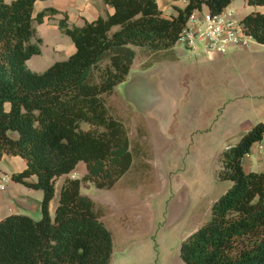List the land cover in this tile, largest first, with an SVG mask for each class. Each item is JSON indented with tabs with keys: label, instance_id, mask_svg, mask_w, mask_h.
Wrapping results in <instances>:
<instances>
[{
	"label": "trees",
	"instance_id": "1",
	"mask_svg": "<svg viewBox=\"0 0 264 264\" xmlns=\"http://www.w3.org/2000/svg\"><path fill=\"white\" fill-rule=\"evenodd\" d=\"M35 1L0 0V159L23 157L25 166L10 178L42 191L40 217L15 212L0 218V264H108L111 231L94 199L79 190L81 181L110 188L133 165L127 128L106 98L127 79L136 47L146 65L175 58L189 14L203 4L217 13L231 0H185L172 5L170 15L157 0H103L113 11L80 25L53 6L34 16ZM58 12L57 25L75 50L34 71L26 60L41 51L35 22ZM240 22L264 43L263 11L250 9ZM263 136L264 120L219 152L216 175L231 184L213 200L209 218L181 240L182 264H264V170L242 165ZM79 161L85 172L63 179L51 214L56 179Z\"/></svg>",
	"mask_w": 264,
	"mask_h": 264
},
{
	"label": "rangeland",
	"instance_id": "2",
	"mask_svg": "<svg viewBox=\"0 0 264 264\" xmlns=\"http://www.w3.org/2000/svg\"><path fill=\"white\" fill-rule=\"evenodd\" d=\"M66 7L75 12L76 5ZM234 17L240 19L235 10ZM56 23L49 22L59 31ZM55 38L40 39L42 52L27 65L43 70L57 60ZM175 54L150 65L136 55L129 77L106 98L110 113L127 128L133 165L114 187L81 181L79 190L94 199L111 230L108 264H182L181 240L209 218L213 200L231 184L216 175L219 152L264 120V43L250 37L247 46H229L224 53L201 42L195 49L176 43ZM141 94L143 107L137 105ZM149 96L156 101L147 110ZM1 163L2 175H10ZM84 171L79 161L71 174L81 178ZM29 214L38 218L41 212Z\"/></svg>",
	"mask_w": 264,
	"mask_h": 264
},
{
	"label": "crops",
	"instance_id": "3",
	"mask_svg": "<svg viewBox=\"0 0 264 264\" xmlns=\"http://www.w3.org/2000/svg\"><path fill=\"white\" fill-rule=\"evenodd\" d=\"M6 1H10V0H6ZM157 1H158V5L160 6V8L162 9L165 15H170L175 12L174 9H172L171 7L172 5L175 4V5L182 7L186 3L185 0H157ZM68 4L76 5L75 12L73 13L67 12V11L66 12L68 14L69 22L77 24V25L82 24L85 19L95 18L99 14H102V12L105 14L107 12L110 13L113 11V7L106 4L103 0L101 1L100 0H95V1H91V0H36L33 5V15L35 16L39 11H41L46 6H53L61 11H64V9L67 8L66 6ZM231 4H234V6L232 7ZM226 7H230L234 9L235 14L239 18H241L243 14L250 9H258L264 12V4L252 5V4H248L246 0H240V1L231 0L230 3L226 5ZM206 13H208V8H206L205 10H203L202 8L195 9L196 15H201V14H206ZM240 14H242V16H240ZM58 17H60L58 13L52 14V16L45 15L43 16V20L40 23L35 22L36 36H39L42 41L46 39L47 34H54V36H56L55 45L53 46V52L59 56L57 60L66 58L70 53H72L75 50V45L72 39L65 38L60 34V32L62 31L59 29L56 23V20ZM51 21H54L56 23L57 28L59 29L60 32L55 27H52L49 24V22ZM41 26H44V29L42 28L40 29ZM48 28H50V32L46 31ZM136 55L140 57V63H142L145 60L144 56H142L141 54L139 55L137 47H136L135 56ZM28 67L34 71H41V70H36V68H33L31 66H28ZM148 68H146V70H149ZM129 75H130V70H129L128 77ZM260 143L262 145V148L260 150L257 149L256 143H254L252 145L251 152L243 156L242 165H243L244 170H257V171L264 170V136L261 139ZM0 162L3 163L2 167H4L5 165L11 170V172L20 170L26 164L25 159L24 160L21 159L19 155H9V154H3V156L0 159ZM73 170L74 168L71 171ZM71 171L69 173L60 175L62 176V179L60 180H59L60 176H58V178L55 181L54 196L51 198L49 202V211L51 214H53L55 206L57 204L59 190H60V186H61L63 179L66 176L76 177L73 174H71ZM2 174L3 173L0 172V176H4L6 180H5L4 187L0 188V218H2L3 216L9 213H15V212L25 213L28 215H30L29 214L30 211L34 213H39L42 191L38 188L29 187L25 185L24 183L15 181L10 178V175L6 176ZM116 183L117 182H115L114 185H116ZM114 185L111 187H114ZM112 240H113V237H112Z\"/></svg>",
	"mask_w": 264,
	"mask_h": 264
},
{
	"label": "built area",
	"instance_id": "4",
	"mask_svg": "<svg viewBox=\"0 0 264 264\" xmlns=\"http://www.w3.org/2000/svg\"><path fill=\"white\" fill-rule=\"evenodd\" d=\"M250 37L240 19L234 17V10L224 7L213 14L196 15L193 10L176 43L195 49L201 42L206 50L224 53L229 46H247ZM256 146L258 150L262 148L260 142H257ZM5 180L4 176H0V188L4 187Z\"/></svg>",
	"mask_w": 264,
	"mask_h": 264
},
{
	"label": "water",
	"instance_id": "5",
	"mask_svg": "<svg viewBox=\"0 0 264 264\" xmlns=\"http://www.w3.org/2000/svg\"><path fill=\"white\" fill-rule=\"evenodd\" d=\"M139 77H140V76H139ZM130 84H131V83H130ZM130 84H127V85H126L125 90L128 88V86H129ZM155 101H156L155 98L152 99V97L149 96V101L146 103V107H147L151 102L154 103ZM145 102H146V96L143 95V94H141V97H140L139 101L137 102V105H139L140 107H143L142 105H143ZM150 107H151V106L149 105L148 108H147V110L151 109ZM148 112H151V111H148Z\"/></svg>",
	"mask_w": 264,
	"mask_h": 264
}]
</instances>
